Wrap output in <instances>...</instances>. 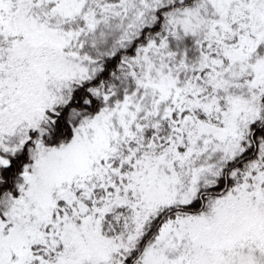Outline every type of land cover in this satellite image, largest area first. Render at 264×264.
Instances as JSON below:
<instances>
[{
  "label": "snow or ice",
  "instance_id": "1",
  "mask_svg": "<svg viewBox=\"0 0 264 264\" xmlns=\"http://www.w3.org/2000/svg\"><path fill=\"white\" fill-rule=\"evenodd\" d=\"M0 264H264V0H0Z\"/></svg>",
  "mask_w": 264,
  "mask_h": 264
}]
</instances>
